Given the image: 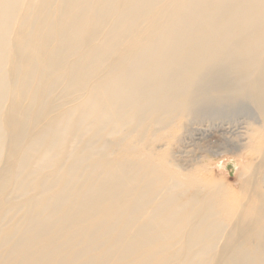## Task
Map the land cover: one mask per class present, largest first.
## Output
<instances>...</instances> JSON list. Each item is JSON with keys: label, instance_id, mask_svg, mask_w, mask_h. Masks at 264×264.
I'll use <instances>...</instances> for the list:
<instances>
[{"label": "bare ground", "instance_id": "obj_1", "mask_svg": "<svg viewBox=\"0 0 264 264\" xmlns=\"http://www.w3.org/2000/svg\"><path fill=\"white\" fill-rule=\"evenodd\" d=\"M261 128L264 0H0V264H264V191L225 237L194 167Z\"/></svg>", "mask_w": 264, "mask_h": 264}, {"label": "rangeland", "instance_id": "obj_2", "mask_svg": "<svg viewBox=\"0 0 264 264\" xmlns=\"http://www.w3.org/2000/svg\"><path fill=\"white\" fill-rule=\"evenodd\" d=\"M12 32V31H11ZM13 36V33H12ZM252 127V124L248 126ZM174 130V131H173ZM245 130V129H244ZM260 134H264V128L258 130ZM174 132V133H173ZM175 128L170 126L168 128L162 129L157 133L153 142L155 146L151 148L161 149L166 147L164 144L170 139L171 134H175ZM210 133V134H209ZM208 137L204 141H200V146L203 149L210 147L212 150L224 151L219 155L210 156L208 158H203L207 160V164H196L194 167L196 169L197 176L205 180L207 183L216 184V189L214 192L221 193V189L226 191L227 196L232 199V212L233 215L230 220H227V229L225 230V237L229 234L232 226L237 223H242V230L246 231L247 226L245 221H242L244 215H246V210L249 208L251 199H253L255 192L261 190L264 191V180L261 177V173L264 169V165H260L257 158L248 152L246 149L239 148L235 152L225 151L224 143V132L222 130H211ZM230 133H227V135ZM135 136H129L122 140L120 144V149H127L130 144L138 148L137 138ZM235 139V138H233ZM236 140V139H235ZM227 149H232L230 146ZM163 150H160V153ZM246 165L249 169H246ZM245 168H244V167ZM244 168V169H243ZM256 177L254 180L252 178ZM261 178V179H260ZM203 184H191L186 188H182L180 192H177L178 202H182L193 195L194 186L199 187ZM193 186V189L191 188ZM223 196L214 195L215 200ZM221 200V199H220ZM264 201V200H262Z\"/></svg>", "mask_w": 264, "mask_h": 264}]
</instances>
